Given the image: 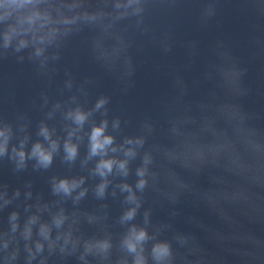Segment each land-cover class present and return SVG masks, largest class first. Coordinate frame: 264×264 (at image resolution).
Segmentation results:
<instances>
[{
	"label": "water",
	"instance_id": "1",
	"mask_svg": "<svg viewBox=\"0 0 264 264\" xmlns=\"http://www.w3.org/2000/svg\"><path fill=\"white\" fill-rule=\"evenodd\" d=\"M0 264H264V0H0Z\"/></svg>",
	"mask_w": 264,
	"mask_h": 264
},
{
	"label": "clouds",
	"instance_id": "2",
	"mask_svg": "<svg viewBox=\"0 0 264 264\" xmlns=\"http://www.w3.org/2000/svg\"><path fill=\"white\" fill-rule=\"evenodd\" d=\"M96 135H99V130H97V132L94 134V139H95V136ZM105 142H107V141H105ZM98 146H100V145H94V149L93 150H95V147H98ZM42 159L43 160H45V161H47L49 158L47 157V156H44L43 154H42ZM62 186H63V184H62Z\"/></svg>",
	"mask_w": 264,
	"mask_h": 264
}]
</instances>
